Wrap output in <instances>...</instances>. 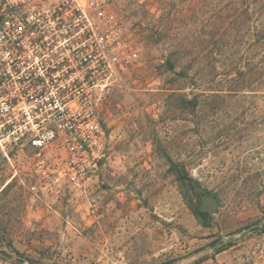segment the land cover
Masks as SVG:
<instances>
[{"label": "rangeland", "instance_id": "rangeland-1", "mask_svg": "<svg viewBox=\"0 0 264 264\" xmlns=\"http://www.w3.org/2000/svg\"><path fill=\"white\" fill-rule=\"evenodd\" d=\"M100 2L137 49L99 103L104 157L85 195L35 194L0 149L8 263L264 264V0Z\"/></svg>", "mask_w": 264, "mask_h": 264}, {"label": "built area", "instance_id": "built-area-1", "mask_svg": "<svg viewBox=\"0 0 264 264\" xmlns=\"http://www.w3.org/2000/svg\"><path fill=\"white\" fill-rule=\"evenodd\" d=\"M136 56L100 0H0V149L23 155L35 194L87 193L105 150L99 103Z\"/></svg>", "mask_w": 264, "mask_h": 264}, {"label": "water", "instance_id": "water-1", "mask_svg": "<svg viewBox=\"0 0 264 264\" xmlns=\"http://www.w3.org/2000/svg\"><path fill=\"white\" fill-rule=\"evenodd\" d=\"M217 208V201L213 195L203 194L200 197L199 210L207 213H215Z\"/></svg>", "mask_w": 264, "mask_h": 264}, {"label": "trees", "instance_id": "trees-1", "mask_svg": "<svg viewBox=\"0 0 264 264\" xmlns=\"http://www.w3.org/2000/svg\"><path fill=\"white\" fill-rule=\"evenodd\" d=\"M262 5L264 6V4H262ZM171 68H172V66H171ZM188 182H189V184L187 185V186H188V190H187V191L195 190V183H194L191 179H189ZM196 212H197V214H198L200 217H202V218H206V217L208 216L207 213H203V212H201V211L199 210V208L196 209Z\"/></svg>", "mask_w": 264, "mask_h": 264}, {"label": "flooded vegetation", "instance_id": "flooded-vegetation-1", "mask_svg": "<svg viewBox=\"0 0 264 264\" xmlns=\"http://www.w3.org/2000/svg\"><path fill=\"white\" fill-rule=\"evenodd\" d=\"M202 212V211H201ZM203 213H207V212H203ZM207 214H210V213H207Z\"/></svg>", "mask_w": 264, "mask_h": 264}]
</instances>
